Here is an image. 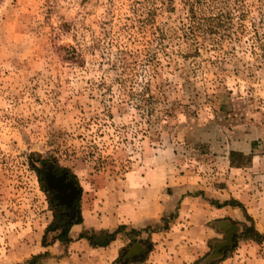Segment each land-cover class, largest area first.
I'll return each instance as SVG.
<instances>
[{
    "label": "rangeland",
    "instance_id": "obj_1",
    "mask_svg": "<svg viewBox=\"0 0 264 264\" xmlns=\"http://www.w3.org/2000/svg\"><path fill=\"white\" fill-rule=\"evenodd\" d=\"M165 150L209 179L226 151L264 153V0H0V264L58 241L39 160L75 178L80 206ZM171 213L126 262L139 241L119 234L107 264H197L222 240L195 256ZM263 240L234 239L210 264H264ZM44 252L38 264L64 253Z\"/></svg>",
    "mask_w": 264,
    "mask_h": 264
},
{
    "label": "crops",
    "instance_id": "obj_2",
    "mask_svg": "<svg viewBox=\"0 0 264 264\" xmlns=\"http://www.w3.org/2000/svg\"><path fill=\"white\" fill-rule=\"evenodd\" d=\"M241 152L247 153L245 150ZM228 153L224 152L214 162L213 179L208 178L210 175H189L190 172L178 165L166 150L153 153L122 177L106 180L96 189L81 193L82 222L70 227L68 237L71 242L64 246L58 241L44 247L38 245L23 259L43 251L60 256L66 249L61 258H52L44 264H107L118 254L120 235L107 247L92 248L85 239L77 238L82 230L112 231L119 225L143 229L158 224L164 215L175 210L177 218L171 224L173 233L170 235L175 236L177 241L181 240L179 247L188 245L194 255L201 256L208 240L214 235L219 234V239H225L224 232L216 230L212 223L226 220L242 226L239 223L243 221L240 208L224 204L231 199L242 204L255 229L264 233V153L254 154L245 168L230 167ZM242 232L243 226L234 232L233 238ZM159 234L152 232L147 236L142 232L136 240L142 242L146 236L153 241ZM191 260L194 261V257L191 256Z\"/></svg>",
    "mask_w": 264,
    "mask_h": 264
},
{
    "label": "trees",
    "instance_id": "obj_3",
    "mask_svg": "<svg viewBox=\"0 0 264 264\" xmlns=\"http://www.w3.org/2000/svg\"><path fill=\"white\" fill-rule=\"evenodd\" d=\"M253 153L249 154H244L239 151H234L231 150L228 153V160H229V166L233 168H243L249 166L251 159H252ZM42 164H45V160H39ZM32 169L35 171V173L38 176V180L41 184V188L43 191L48 194V203L49 206L51 207V210L53 211V219L49 226L47 227V230L55 231V230H60V232L56 235V239L60 241L61 243L68 244L69 242L72 241L71 238L68 237V233L70 230V227L74 224H80L82 222L81 219V214H80V206H79V199L75 200L72 203V214L69 216H65L63 214V211L65 210L64 206H60L56 203L55 200L51 198V192H49L43 183V179L41 177V173L39 170L32 165ZM55 173H64L66 178L69 180H72L73 182H76L75 178L66 171V169H61V168H56L54 167ZM224 204H229L231 206L238 207L242 210L243 215L247 221H249V225H244L243 226V232L241 233L240 236H237L236 239H242V240H251L255 243H260L261 240L264 238V233H259L254 225L252 219L247 215L245 210L243 209L242 204L238 203L237 201L234 200H228L225 201ZM219 205V204H217ZM176 217V213H171L169 214V218L173 219ZM169 218L166 219L164 217L161 218L160 223L156 224L153 228L151 226H147L143 229H129L126 231V226L125 225H119L117 228H115L112 231L105 230V229H85L82 230L77 238H83L86 240L88 245L92 248H104L107 247L111 242H113L118 234H124L129 237H132V241H135L142 232L144 233H152V232H157V231H165L168 229V224H169ZM151 249V246H149V251ZM47 257V252H44L42 254H37L33 255L30 257L29 260H27V263L29 264H38L39 259H44ZM140 260L134 261V262H140ZM133 262V261H132ZM213 264V263H212ZM215 264V262H214Z\"/></svg>",
    "mask_w": 264,
    "mask_h": 264
},
{
    "label": "water",
    "instance_id": "obj_4",
    "mask_svg": "<svg viewBox=\"0 0 264 264\" xmlns=\"http://www.w3.org/2000/svg\"><path fill=\"white\" fill-rule=\"evenodd\" d=\"M38 170L41 172L44 184L48 191L52 192V199L58 205L64 206L65 216L72 214V203L79 196V189L74 182L67 180L65 174H56L52 170L51 164H38ZM216 230L223 231L225 234L224 240H214L211 242V250L197 264H210L211 262L220 259L224 250L233 245V234L242 227L232 224L229 221L222 220L212 223ZM147 245L143 242H135L127 248L125 254L121 258L122 262L131 260L134 256H140L147 251Z\"/></svg>",
    "mask_w": 264,
    "mask_h": 264
},
{
    "label": "flooded vegetation",
    "instance_id": "obj_5",
    "mask_svg": "<svg viewBox=\"0 0 264 264\" xmlns=\"http://www.w3.org/2000/svg\"><path fill=\"white\" fill-rule=\"evenodd\" d=\"M59 174H61V173H59ZM66 177V176H65ZM67 179V178H66ZM67 180H69V179H67ZM71 181V180H70ZM238 235H235V237L233 238V240L237 237Z\"/></svg>",
    "mask_w": 264,
    "mask_h": 264
}]
</instances>
